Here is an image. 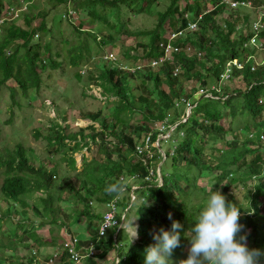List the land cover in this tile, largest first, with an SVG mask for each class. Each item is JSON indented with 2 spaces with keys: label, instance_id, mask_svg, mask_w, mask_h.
I'll list each match as a JSON object with an SVG mask.
<instances>
[{
  "label": "trees",
  "instance_id": "16d2710c",
  "mask_svg": "<svg viewBox=\"0 0 264 264\" xmlns=\"http://www.w3.org/2000/svg\"><path fill=\"white\" fill-rule=\"evenodd\" d=\"M32 1L26 2L27 9ZM52 1L56 3L54 9L66 8L60 21L70 18L77 43L71 45L65 40L62 48L53 53V44L43 39L50 30L45 21L47 14H29L32 5L23 15L24 26L2 22L0 91L7 87L14 97L18 86L25 97L31 94L37 98L43 73L60 69L63 64L59 60L65 57L70 65L79 68L74 73L77 81L100 88L104 100L84 91L83 95L98 106L93 111L82 110L79 119L93 124L77 127L70 135L66 134L70 125L63 128L52 121L54 125L46 136L49 160L63 154L52 166L33 165V152L21 143L7 152L9 157H0V169L5 166L0 234L9 238L7 245H0V250L7 249L0 255V264H73L68 248L64 241L59 242L55 232L70 230L80 224L81 218L90 239L73 237L78 239L77 250L94 259L92 264H101L98 260L103 261L111 248L119 257L115 264H144L145 250L156 243L153 233L161 228L171 231L173 222H179L180 246L169 258L176 264L190 246L191 228L214 191H220L226 201L241 208L242 230L238 238L246 236L250 249L264 253V55L261 53L260 61H255L257 50L245 48L254 35L245 8L231 10L225 0ZM166 1L168 5L163 10ZM234 1L252 2L255 9L264 6V0ZM78 12H86L87 17L75 25L71 20ZM2 13L0 3V21L5 18ZM142 14L156 19L155 28L130 31L132 17ZM39 17L42 22L33 27ZM95 23V30H85L87 24ZM191 24H196L194 32L189 29ZM260 36L264 48V31ZM118 43L122 53L117 55L122 56V61L115 57L105 60L85 74L83 68L98 52L113 55L112 49L119 47ZM107 46L112 47L108 52ZM168 46L178 51L167 53ZM235 59L239 64L232 63ZM155 61H163L160 70H154ZM176 69L179 73L174 75ZM235 76L243 77L245 90L230 88L229 80ZM10 82L16 86H10ZM184 82L195 83L196 87L188 92ZM201 89L212 97L201 95L196 101L194 95ZM187 104L196 106L186 122L179 123L186 116ZM172 126L176 130L160 140V147H154L161 129L165 132ZM147 137L149 149L140 155L136 147L138 143L145 146ZM166 140L171 142L168 150L163 147ZM91 143L96 152L91 159L84 155L82 169L78 170L72 154L85 147L91 150ZM66 160L71 168L64 170ZM122 177L128 178L130 184L124 185ZM205 177L212 183L210 190V182L199 184ZM239 189L248 191L247 205L236 199ZM113 200L118 220L124 216L126 223L138 216V238L134 243L118 228L111 230L110 236L105 233L100 237L106 210L99 212L95 207L104 208ZM64 201L77 205L71 206L69 212L62 211L59 205ZM5 220L15 224L7 233L2 232ZM46 227L50 229V240L37 234ZM57 245L53 255L40 249ZM22 247L30 250L29 256L19 255ZM260 264H264V255Z\"/></svg>",
  "mask_w": 264,
  "mask_h": 264
},
{
  "label": "rangeland",
  "instance_id": "374dc122",
  "mask_svg": "<svg viewBox=\"0 0 264 264\" xmlns=\"http://www.w3.org/2000/svg\"><path fill=\"white\" fill-rule=\"evenodd\" d=\"M29 0H0V3H2V14L5 15V18L2 20V22L5 21V23L9 22L7 26H9L12 23H16L18 26H24V17L23 15L27 14L30 10L29 7H31L30 13L34 14H40V13H46L45 21L48 23L47 27L50 28V30L47 32L49 35H44V43L51 42L53 44V53L60 50L62 48L63 42L65 40H68L70 44H76L77 39L75 37V31L70 23V18L64 19L62 22L61 20V14L66 11V8H60L56 7L54 9V5L56 4L52 0H33L30 5H28V9L26 7V2ZM168 5V2H164L162 9L166 8ZM13 8V9H12ZM19 8V9H18ZM245 8V15H249L250 19V31L253 33V24L255 22L259 23L261 21L262 12L263 10L261 8L255 9V7L251 8ZM12 11L14 14H12ZM124 12V9H123ZM79 13V12H78ZM224 16H227L226 14ZM87 13L81 12L74 15L72 18V22L76 25L78 24L79 20L82 21V19H86ZM53 18V19H52ZM224 18L221 16V19ZM43 18H38L34 23L33 27H36L40 22H42ZM88 21L90 19L88 18ZM4 23V24H5ZM3 23L0 22V25L3 26ZM156 26V19L153 18L151 15H136L132 17L131 23L129 25V30H148L153 29ZM97 27V23L94 25L87 24L85 26V30H95ZM249 27H246V30L244 28L245 34L249 32L247 30ZM195 28L191 30V32H194ZM0 34H2V28L0 27ZM123 40V39H122ZM259 38L257 40V46L252 45L250 42H246L245 48H251L256 49L257 53L254 55L255 61H260L261 59V53L264 55V48L261 43L258 42ZM119 47H115V49H112V47L107 46L106 52L110 51L112 49L113 55L110 56L109 54H103L101 51L98 52L95 56V59L90 60V64H88L86 67H84L83 71L86 72L85 74H88L89 70H95V68H98V64L102 65L105 63V60H114V57L116 59H120L119 61H122L123 58L121 55H117V53H122L121 44L118 43ZM108 56V58L106 57ZM238 61V60H237ZM59 62H62V67L58 70H52L49 69L48 71L44 72L43 77V83L42 88L38 91V97L35 98V96H32L31 94L29 97H25L21 92L18 90H21L18 86L16 88L14 97L11 94V91L9 88L4 87L0 91V157L2 156H10V153H7L11 150H13L19 143L28 151H32L34 154V157L32 156V163L33 165H38L39 163L46 164L47 166H52L57 160L60 159V157L63 154H56L52 157V161L49 160V154L46 151L49 141L47 139V135L49 132H51V126L54 125L52 121H56L60 124H62V127H66L67 125H70L71 128L66 131V134H72L74 131H76L77 127H88L89 125H92V121L90 120H82L79 119L82 110H89L93 111L95 107L97 108L98 104L94 100H91L90 98H86L83 93L84 91L87 92V94L90 96H94L96 98H99V100H104L102 96L100 95V88H97L95 85L86 86L83 83H80L77 81V78L75 76V72L79 70V68H75L74 66L70 65L69 61L65 59V57L60 58ZM163 62V61H162ZM162 62L158 61V63L152 64L154 67V70H160L162 68ZM98 63V64H97ZM239 63V61H238ZM133 70V69H131ZM179 73L178 69L175 70L174 75H177ZM227 78L229 77L226 75ZM242 76H235L234 78H231L229 80V85L231 89L234 88H241L246 89L247 87L242 86ZM223 83L221 82L219 86H221ZM10 86H16L15 83L10 82ZM184 90L193 91V89L196 87L195 83L184 82ZM32 93V92H31ZM201 95H204L205 97H212V94H207V91L205 90H199L194 95V99L198 101L201 97ZM113 99H110V102ZM14 101L18 104H14ZM185 103V102H184ZM100 104V106H102ZM87 108L85 109V107ZM196 106V104L192 105H186V116H183V119L179 123H184L188 117L191 115L193 108ZM181 108V107H179ZM107 112H111V107L107 109ZM66 117L67 119L60 118ZM140 118V116H136ZM56 119V120H55ZM247 120V118H245ZM227 120L224 119L223 122L225 124ZM179 123L177 125H179ZM238 123V122H237ZM241 123V121H239ZM97 128H99V124H94ZM159 127V126H158ZM176 130V126H172L171 129L168 131L162 132L163 128L161 129V132L158 134V138L153 142L154 147H160V140L163 138H167L171 135L172 131ZM65 131V130H63ZM89 132V131H87ZM229 139L231 137H228ZM68 143L69 140H67ZM74 141L71 142V145ZM91 150L88 148H82L77 151H75L72 155L76 160V165L78 170L82 169L83 166V160L84 155L88 159H91L93 157V154L96 152V146L91 143ZM169 145H171V142H168V140L163 141V147L165 150H168ZM19 146V145H18ZM17 146V147H18ZM138 146H141L140 143H138ZM162 155L164 153L163 149H160ZM6 154V155H5ZM69 155V154H68ZM161 163V162H160ZM160 163L157 165L159 166ZM4 167V168H3ZM0 169V201H1V186L5 179V174L2 172L3 169L5 170V166H3ZM70 169V165L68 164V161L63 163V169ZM123 178V184L127 185L130 184V180L126 177ZM72 181H76V177L72 176ZM208 182H210V185L208 189L210 190L212 187V183L210 181L209 177H205L202 180L199 181V184L205 185ZM249 187H252L253 183H248ZM42 194V193H39ZM39 194H36L38 196ZM247 195L248 191L239 189V193L236 197L241 203L246 205L248 204L247 201ZM67 194L64 193V197L67 198ZM1 203V202H0ZM77 202L69 204L68 202L64 201V203H60V209L62 211L69 212L70 207L73 205H77ZM104 206V205H102ZM101 205H96L95 210L102 212V209L105 211L106 206L102 208ZM83 219H80V224H77L73 227L68 229H61V231L55 232V236L59 238V242L64 241V243L69 242L70 238L73 236L77 237L82 240H89L90 235L87 231L86 224L82 221ZM124 216L121 218L120 223L118 224V231L124 230L121 225L124 223ZM15 221H18V218H15ZM14 221V222H15ZM135 226H138L136 222H133ZM127 225V222L125 223ZM15 224H13L10 221H4L2 232L7 233L11 228L14 227ZM115 229V228H114ZM49 228L46 227L42 230H37V234L42 236L43 238H46L47 240L51 239ZM113 229L107 230L106 234L107 236H110ZM20 232V231H19ZM125 232L128 234L129 239L131 240V229L126 227ZM114 235V234H113ZM117 236V235H116ZM9 238L6 236L0 234V245L5 244L7 245ZM136 238H133L131 240V243H134ZM250 244V240H247V245ZM92 247V245L90 246ZM190 246L186 247L185 254L179 256V261L182 259H186L188 256V249ZM43 253L46 255H53L55 251L58 249L57 246H45L43 248ZM78 249V246H77ZM7 250L6 248H3L0 250V255ZM111 253L100 262L98 260V263L101 264H114L117 263L116 258V252L115 248H111ZM115 252V253H114ZM19 255H30V250L27 248H20L19 249ZM84 257L80 263H73V264H92L94 262L93 258ZM90 258V260H89ZM38 259H42V257H38ZM179 261L176 264H179ZM49 264H55L53 262H49Z\"/></svg>",
  "mask_w": 264,
  "mask_h": 264
},
{
  "label": "clouds",
  "instance_id": "9594fccd",
  "mask_svg": "<svg viewBox=\"0 0 264 264\" xmlns=\"http://www.w3.org/2000/svg\"><path fill=\"white\" fill-rule=\"evenodd\" d=\"M240 217L238 204L226 201L220 191L212 192L191 228L188 256L179 264H260V257L264 253L259 249H250L246 236L239 235L238 238L242 230ZM136 219L138 216L128 221L127 225L123 220L121 225L124 231L126 227L131 229V240L138 238V226L133 223ZM105 227L110 228V225L106 224ZM181 227L179 222L174 221L171 231L161 228L154 232L156 243L145 250L144 264H170L169 258L174 249L180 246ZM116 258L118 262L119 257Z\"/></svg>",
  "mask_w": 264,
  "mask_h": 264
},
{
  "label": "built area",
  "instance_id": "2783aa9c",
  "mask_svg": "<svg viewBox=\"0 0 264 264\" xmlns=\"http://www.w3.org/2000/svg\"><path fill=\"white\" fill-rule=\"evenodd\" d=\"M225 2L227 3V5L229 6V9H231V10L236 9L240 6L247 7V8L253 7L252 2L241 3L238 1H234V0H225ZM261 9L263 10L262 17L264 18V6L261 7ZM12 14H14L13 11H12ZM199 19H201V17ZM194 28L196 30V24H191L189 27L190 30H193ZM263 31H264V22H262V19H261V21H259V23L255 22L253 24V34L254 35H253V37L250 38L249 42L252 45L257 46V40L259 38L258 42L263 45V40L261 39V36H260ZM172 49H174V48H172L171 46H168L167 53L170 52ZM174 51L177 52L178 50L174 49ZM110 56H112V55H110ZM106 57L108 58V56H106ZM155 63H158V61H155L152 64H155ZM232 63L239 64L237 59L232 60ZM187 105H189V104H187ZM148 149H149V137H147V139L145 141V146L141 145V146L136 147V151H138V154H140V155H142L144 153V151H146ZM163 155H164V153H163ZM106 209L107 210L105 211V215L103 217L102 225H101L100 231H99L100 237L104 236L105 233L107 232V230L117 228L118 224L120 223V220L117 219V207L115 204V200H113L111 203L107 204ZM106 224H109L110 228L105 227ZM77 244H78V239H76L74 237L70 238L69 242L64 243V246L66 248H68V251L70 253V257L74 263H80L84 257V255H82L77 250ZM89 250H90V254H93L94 248L90 247Z\"/></svg>",
  "mask_w": 264,
  "mask_h": 264
},
{
  "label": "crops",
  "instance_id": "0c3cea01",
  "mask_svg": "<svg viewBox=\"0 0 264 264\" xmlns=\"http://www.w3.org/2000/svg\"><path fill=\"white\" fill-rule=\"evenodd\" d=\"M136 222V221H135Z\"/></svg>",
  "mask_w": 264,
  "mask_h": 264
}]
</instances>
